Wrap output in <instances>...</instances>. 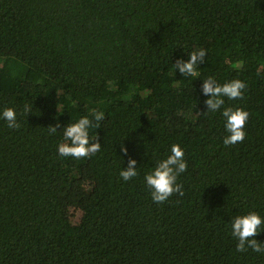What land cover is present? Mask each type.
I'll list each match as a JSON object with an SVG mask.
<instances>
[{
	"label": "trees",
	"instance_id": "trees-1",
	"mask_svg": "<svg viewBox=\"0 0 264 264\" xmlns=\"http://www.w3.org/2000/svg\"><path fill=\"white\" fill-rule=\"evenodd\" d=\"M201 48L198 76L175 69ZM209 77L244 81V98L207 112ZM226 107L250 113L242 143H223ZM6 108L20 128L0 118V264H264L231 229L264 218V0H0ZM94 111L101 150L60 156L63 128ZM173 144L184 195L158 204L144 177Z\"/></svg>",
	"mask_w": 264,
	"mask_h": 264
},
{
	"label": "clouds",
	"instance_id": "clouds-1",
	"mask_svg": "<svg viewBox=\"0 0 264 264\" xmlns=\"http://www.w3.org/2000/svg\"><path fill=\"white\" fill-rule=\"evenodd\" d=\"M206 50L199 49L193 51L189 55V59H177L174 63L175 69L185 77L198 76L196 71L198 65L205 62ZM247 85L244 81L235 79L218 84L214 77H209L203 80L201 91L204 96L210 97L204 101L207 112L220 111L225 104V97L229 100H240L244 98V90ZM25 112H30L31 109L25 105ZM16 111L13 108H6L0 114V118L7 121V125L12 129H19L20 124L16 119ZM222 116L225 118V128L228 135L225 136L223 143L225 146L242 143L246 137L245 127L249 120L250 113L243 108H223ZM95 124L87 116L82 117L78 122L67 125L63 128L65 143L58 146V154L62 157L71 156L74 159L90 158L101 150V142L98 134L95 137H90L89 129L92 127L99 128L100 122L104 120L103 112H93ZM60 128L59 123L55 126H49V134H55ZM70 142V143H68ZM121 151L127 155V148L122 147ZM185 152L178 145L173 144L171 154L157 163L154 170L145 175L146 185L151 190V198L155 203H164L173 196V194L184 195L183 186L177 183L180 174L187 171L188 164L184 159ZM137 161L128 159L127 169H122L119 173L124 181H129L138 176ZM264 225V218L256 212H250L243 216H236L231 222L232 236L238 240L236 245L237 252H246L251 249L254 252H264V243L258 242L254 237L259 234Z\"/></svg>",
	"mask_w": 264,
	"mask_h": 264
}]
</instances>
